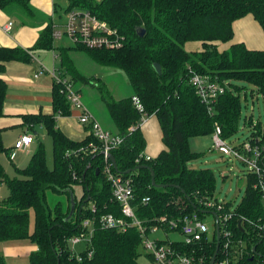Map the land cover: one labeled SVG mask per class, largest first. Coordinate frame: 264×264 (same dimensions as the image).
I'll return each instance as SVG.
<instances>
[{
    "label": "trees",
    "instance_id": "1",
    "mask_svg": "<svg viewBox=\"0 0 264 264\" xmlns=\"http://www.w3.org/2000/svg\"><path fill=\"white\" fill-rule=\"evenodd\" d=\"M66 11L85 9L110 26L118 29L123 45L115 49L90 48L82 44L55 46L54 22L41 30L29 50L0 47V61L30 62L34 50H55L61 62L60 75L69 76L76 83L89 82L73 58L82 52L100 65L123 71L131 85V93L115 99L109 91L102 94L108 115L122 138L112 149L117 163L113 171L131 178L134 187L133 204L139 218L150 223L160 222L161 216L178 218L192 210L204 215L202 208L208 199H217L216 177L210 168H193L190 162L200 156L192 150L190 140L196 136L214 135L216 125L222 129L221 137L227 139L239 130L242 115L244 86L233 81L254 85L264 100V49H251L244 42L233 41L234 22L252 14L264 31V0H68ZM12 5L22 7L34 15L32 0H0V9ZM146 30L140 36L137 29ZM200 43L193 50L186 44ZM154 63L162 67L159 74ZM4 66L0 65V69ZM195 74L208 76L212 81L226 85V91L209 105L191 83ZM229 85L232 87H229ZM7 83L0 77V117L4 113ZM101 91L103 88L99 87ZM235 88V89H234ZM138 97L144 110L134 104ZM53 113L23 114V124L30 129L42 125L53 138L54 167L47 163L46 149L40 143L27 167L18 168L21 177L10 178L0 161V182L5 181L9 195L0 201V242L29 240L38 248L29 257L30 264H139L141 236L136 228L126 232L104 228L98 219L103 214L123 216L121 205L113 196V186L104 173V156L101 143L91 126L80 140L69 137L59 126L57 117L68 116L71 104L61 93V85L54 80L52 89ZM211 107V108H210ZM156 116L162 132L164 148L150 159L142 157L147 148V138L142 130L143 119ZM252 128L249 138L264 137V120L245 122ZM133 128V129H132ZM98 148L91 152L92 147ZM238 148V147H235ZM0 129V154L7 152ZM154 169L157 184L152 183L149 167ZM248 187L239 207L233 211L229 230L234 234L232 250L245 242L247 254L237 261L229 259L220 242L217 260L228 259L229 264H264V197L259 175L247 174ZM80 185L82 195L77 197L75 186ZM67 194L68 206L58 202L51 208L47 192ZM188 195V198L186 195ZM74 192L75 210L72 216L70 193ZM150 197L148 203L143 199ZM95 208V211H94ZM229 204L226 210L229 211ZM94 220L92 256L83 251L79 260L69 246V239L85 231L82 222ZM242 220V226H239ZM33 222V228L31 227ZM166 220L164 223H167ZM255 247V250H254ZM217 248L214 241H203L189 248V252L210 264ZM0 264H8L0 255Z\"/></svg>",
    "mask_w": 264,
    "mask_h": 264
},
{
    "label": "built area",
    "instance_id": "2",
    "mask_svg": "<svg viewBox=\"0 0 264 264\" xmlns=\"http://www.w3.org/2000/svg\"><path fill=\"white\" fill-rule=\"evenodd\" d=\"M13 25L14 21L12 20L5 23L3 25L4 32L9 33ZM53 28V37L55 41L56 39L63 38V36H68L74 44H82L90 48L115 49L123 45L124 37L121 36L118 29L110 26L107 21L99 19L85 9L77 8L65 12V18L62 20L61 24H54ZM44 70H46V66L41 65L40 71ZM53 78L57 83H60L61 93L66 96L72 108L80 112L78 116L80 123L85 126H91V131H93L95 137H97L101 143L99 150L104 156V173L112 183L113 196L115 200L120 203L123 213L121 217L112 213L103 214L98 219L101 226L104 228L117 229L120 232H126L130 228H136L141 236V246L148 250L154 264H199L202 259L194 257L189 252V248L203 241H214L215 238H217V222L215 215L212 213L216 212L219 216L220 242L222 240L224 242L221 254L223 255L227 252L229 259H233L234 262L247 254L246 245L243 240L240 241L238 248L235 250L231 249L234 234L229 230L228 223H230L234 213L230 208L229 211L226 210L227 203L220 202L218 199H208L202 203L204 205L202 208V212L204 213L203 216L194 209L178 218L168 219L166 216H161L158 218L161 220L160 222L154 221L150 223L147 220L139 218L133 204L134 187L132 179L124 178L114 173L113 163L109 157V154L112 153V149L120 145L122 138L103 127L102 123L83 102L81 91L76 88V83L69 77H63L55 72L53 73ZM191 83L197 88L203 100L210 106L215 103L217 97L223 94L227 88L226 85L217 81H212L208 76L200 74L193 75ZM133 100L138 110L143 111L144 106L141 100L136 96ZM221 134V126L217 124L214 136L218 150L223 154L235 156L249 164L248 172L256 173L260 177L259 183L255 184V186L261 189L264 197V137L257 136V143L255 145L252 144L251 140H248L241 145L230 148L227 146L225 139L221 137ZM34 140V135L30 133L22 134L16 141L12 156L17 150L27 149ZM97 148L98 146L93 144L91 152H94ZM142 157H146L147 159L151 158L150 155L142 153L137 161ZM149 201L150 197H145L143 199L144 203H148ZM206 214H212L214 216L212 237L209 236L210 228L203 219ZM166 220L168 222L164 223ZM94 222V220L85 219L82 224L87 231L69 239L70 249L77 255L79 260L83 259L81 253L85 250L88 256H92L93 251L89 250V248L92 246V236L95 230ZM159 231L163 232L166 238L151 237V235ZM172 232L180 234L182 238H169ZM80 243H85V247L77 250V245ZM214 264L229 263L228 259L217 260L216 258Z\"/></svg>",
    "mask_w": 264,
    "mask_h": 264
},
{
    "label": "rangeland",
    "instance_id": "3",
    "mask_svg": "<svg viewBox=\"0 0 264 264\" xmlns=\"http://www.w3.org/2000/svg\"><path fill=\"white\" fill-rule=\"evenodd\" d=\"M52 3H55L57 8L56 14L53 16V22L54 24L60 25L62 20L65 18V11L69 2L68 0H52ZM33 7L35 10L33 16L29 15L22 7L18 5H12L5 10V12H7L10 16V19L14 21L13 29L6 36L15 37L16 30L18 28L22 26L29 27L39 25L40 23L47 22L51 19L47 15V12H44L40 6L33 4ZM242 18L238 19L236 22V37H234L233 41L245 40L246 43L251 47L264 48L263 42L259 41L260 35H263L259 28L260 26L258 25L259 22L253 17L252 14L246 15V17L243 19ZM73 44V41L68 36H63L61 39H56L54 43L55 46ZM190 45L191 44L187 43L186 48L189 49ZM194 45L200 46V43L195 42ZM33 53L35 54V58L43 60L49 66H52V55H57L55 58L56 66L58 69L61 68V62L57 51L35 50ZM73 58L81 72L85 74L90 80L87 83H82L81 81L76 82V88L81 91L83 102L94 114V116L100 120L105 129L114 132L115 127L108 115V109L102 94H105L106 91H109L111 95L117 100L129 95L132 89L126 74L120 69L100 65L82 52H74ZM233 83L239 87L244 86L247 97H245V92H242V115L238 132L225 139L227 146L230 148L241 145L243 142L248 141L251 137L252 128L245 124L249 117L252 116L254 122L264 120V100L262 95L257 92L256 87L244 81L235 80ZM100 86L103 88V91H101L99 88ZM229 87L231 86L229 85ZM49 111L52 112V109ZM146 118L148 119V116H146ZM151 122L157 124L159 131V138L157 137V146L152 150L153 153H157L164 147L162 132L156 116L151 119ZM34 130L38 132L39 136L32 146V154L37 150L40 143H43L46 149L47 163L50 168H53V138L47 133L46 129L42 125H38ZM5 131L6 132L3 134V137L6 147L15 146L17 136L22 132L21 128L19 126H15ZM31 133V135H34L35 132ZM148 137V145L152 147L153 137L150 134H148ZM190 143L192 150L200 153L198 158L190 162V166L193 168H210L216 177L215 197L218 199V201L229 204L231 211H235L242 203L247 192V187L249 184L247 177L249 164L235 156H229L220 152L217 148L214 135L192 137ZM23 150L24 152L28 151V149ZM148 152V149H146L145 154ZM14 159V156L11 154L9 156L6 152L0 154V161L10 178L16 176L21 177L18 168L23 169L27 167L30 162L29 159L26 163L18 164V162ZM0 184L4 186L7 191V194H4V196L1 198L4 199L9 195V187L6 182H0ZM75 191L77 197L80 198L82 195L81 186L76 185ZM47 200L51 208H54L58 202H61L63 207L67 209L69 202L67 194L55 193L52 190H48ZM203 219L208 224L210 228L209 236L212 237L214 229V216L212 214H206ZM31 227L33 228V222ZM151 237L164 239L166 238V235L159 231L156 234L151 235ZM169 238L181 239L182 236L176 232H172L169 235ZM84 247L85 243H80L77 245V250L83 249ZM139 251L141 253L138 259L139 264H154L148 250L141 246Z\"/></svg>",
    "mask_w": 264,
    "mask_h": 264
},
{
    "label": "crops",
    "instance_id": "4",
    "mask_svg": "<svg viewBox=\"0 0 264 264\" xmlns=\"http://www.w3.org/2000/svg\"><path fill=\"white\" fill-rule=\"evenodd\" d=\"M32 4L40 6L44 12H47V15L51 18L47 22H42L39 25L34 26H22L16 30L15 37L6 36L9 33L4 32L3 25L7 23L10 19V16L7 12L0 9V47H22L27 50L31 48L36 42L39 33L47 24L52 21L53 16L56 14L57 8L55 3H52V0H32ZM246 17V16H245ZM244 18V17H243ZM242 18V19H243ZM236 20L234 22V30L236 37ZM257 22V21H256ZM253 23V22H251ZM258 23V22H257ZM260 26V30L264 35V31ZM14 26V25H13ZM260 35L259 41L264 44V36ZM251 40V38H250ZM238 41V40H236ZM239 42H244L251 49H264L249 46L246 41L240 40ZM197 46L193 43L190 45L189 50L195 49ZM35 51V50H34ZM32 54V60L30 62H23L19 60H10V61H0V65L4 66L0 69V77L3 78L8 86L5 104H4V115L0 117V129L5 130L19 126L22 130L20 135L17 136V140L22 134L35 132V140L27 148L28 151L20 149L15 152L13 155L15 161L19 163H26L30 159L32 154V146L37 140L39 134L34 129H30L28 126L23 124V114L27 113H38L40 111L44 113H49L52 109V89H53V73L60 74V68L56 66L55 58L57 55H52V66L47 65L43 60L35 58L33 51H30ZM41 65L46 66V70L40 71ZM72 108V106H71ZM79 111L72 108V112L68 116L58 115L57 121L58 126L72 139L80 140L86 136L87 126L80 123L78 116ZM154 116L145 117L142 125V130L145 133L147 138L148 153L147 155L156 156L162 149L157 153H153V149L157 146V137L159 138V131L157 124L151 122V119ZM97 118V117H96ZM98 119V118H97ZM99 120V119H98ZM100 121V120H99ZM37 128V126H36ZM35 128V129H36ZM116 129L114 130V132ZM113 133V132H112ZM148 134L153 137L152 147L148 145ZM4 141V137H3ZM5 144V143H4ZM6 146V145H5ZM9 150L6 152L9 156L14 152V146L7 147ZM152 148V149H151ZM161 148V147H160ZM151 152V153H150ZM153 154V155H152ZM3 165V164H2ZM4 167V166H3ZM19 167V166H18ZM8 175V174H7ZM5 182V181H2ZM1 182V183H2ZM7 194V191L4 186L0 184V201L2 196ZM38 247L30 242L29 240H11L6 242H0V255L4 256L8 264H30L29 257L30 254L36 250Z\"/></svg>",
    "mask_w": 264,
    "mask_h": 264
},
{
    "label": "water",
    "instance_id": "5",
    "mask_svg": "<svg viewBox=\"0 0 264 264\" xmlns=\"http://www.w3.org/2000/svg\"><path fill=\"white\" fill-rule=\"evenodd\" d=\"M137 31H138V33H139L140 36H144L145 33H146V30H145L143 27H139V28L137 29ZM153 66H154V68L156 69V71H157L159 74L162 73V67H161L160 64H158V63H154ZM109 157H110V159H111V161H112V163H113V166H114L115 169L117 170V163H116V159H115V156L113 155V153H110V154H109ZM141 167H149V168H150V170H151V174H152V183H153L154 186H156V187H164V186H166V185H164V184H157V183H156L154 169H153L152 167H150V166H147V165H144V166H137L136 168L131 169V170H128L127 172L130 173V172L135 171L136 169H139V168H141ZM183 192H184V190H183ZM184 193H185V192H184ZM185 195H186V193H185ZM186 196L188 197V195H186ZM188 198H189V197H188ZM189 199H190V198H189ZM70 201H71V206H72V208H71V213H70L69 216H72V214H73V212H74V210H75V197H74V192H72V191H71V193H70ZM212 213L215 215V217H216V222H217V248H216V250H215V253H214L213 257H212V260H211L210 264H214V263H215V260H216V257H217L218 251H219V246H220V235H219V232H220V224H219V216H218V214H217L216 212H212ZM239 226H242V220H239ZM254 250H255V247H254Z\"/></svg>",
    "mask_w": 264,
    "mask_h": 264
}]
</instances>
